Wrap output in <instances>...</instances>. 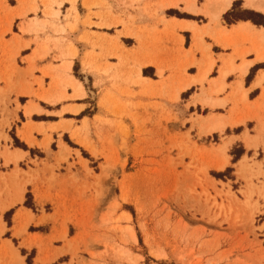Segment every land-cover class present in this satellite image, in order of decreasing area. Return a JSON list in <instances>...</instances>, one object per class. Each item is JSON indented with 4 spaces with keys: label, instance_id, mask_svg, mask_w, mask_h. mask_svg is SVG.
I'll use <instances>...</instances> for the list:
<instances>
[{
    "label": "rangeland",
    "instance_id": "374dc122",
    "mask_svg": "<svg viewBox=\"0 0 264 264\" xmlns=\"http://www.w3.org/2000/svg\"><path fill=\"white\" fill-rule=\"evenodd\" d=\"M192 5L198 12H190ZM217 8L215 0H0V159L13 162L7 161L14 154L10 141L34 160H29L34 170L26 162L18 165L23 154L13 162L15 178L24 181L13 186L19 209L0 218V264H15L18 256L23 264L29 257L33 264H264V174L258 153L238 164L244 151H228L224 118L190 111L193 90L179 99V85L188 86L185 63L162 69L161 77L178 73L176 86L169 83L167 90L136 74L142 53L165 62V50L182 48L178 19L214 21ZM230 13L226 24L250 16L240 9ZM192 30L198 40L207 35ZM185 38L188 48L189 34ZM31 39L36 46L67 43L74 51L70 56L75 49L81 52L74 76L90 95V108L81 116L98 110L99 115L91 137L89 131L84 137L63 136L80 150L78 164L60 151L52 165L10 127L26 101L38 98L35 57L26 60V50L21 52ZM49 53L44 48L37 59ZM24 110L40 112L33 102ZM217 124L224 126L210 129ZM56 150L53 144L49 157ZM55 170L69 174L63 183L74 209L62 213L49 204L39 207L31 189L24 188L39 173L54 176ZM19 223L25 231L17 236Z\"/></svg>",
    "mask_w": 264,
    "mask_h": 264
},
{
    "label": "crops",
    "instance_id": "0c3cea01",
    "mask_svg": "<svg viewBox=\"0 0 264 264\" xmlns=\"http://www.w3.org/2000/svg\"><path fill=\"white\" fill-rule=\"evenodd\" d=\"M248 2L255 7L240 10L250 16L231 24H226L224 17L232 10L223 12L220 0H215L219 8L212 15L217 11H220V14L214 21L210 17H207L206 22L202 24L194 20L176 19L179 26L184 28H180L178 34L184 39L182 48L179 46L165 50L163 56L165 62L151 61L142 53V59L136 67V74L145 84L155 89H160L162 85H165L167 90L166 85L169 83L173 82L176 86L178 73L164 72L161 77L162 69L168 63H185L188 77L184 80L188 86L181 89L182 84L180 83L179 99H182L183 94L193 90L187 100L188 109L190 111L199 109L208 111V115L222 116L226 122L225 130L229 131L228 151L234 147L243 149L244 152L238 164L245 159L255 160V155L258 153L256 163L257 166L262 167L264 174V34L259 31V27L264 26V10L261 7L264 5V0H248ZM240 24H250L254 30L238 28L237 25ZM192 28H196L203 34L206 32L207 35H203L198 40L196 31ZM185 34H189L190 38L188 48L185 47ZM24 40L28 39L24 38ZM30 42L29 48L21 52L26 50L27 53L23 55L26 60L35 57L34 62L39 68L35 75L38 80L35 90L38 98L34 101L27 100L22 107L25 109L30 102H33L34 105H38L40 112L27 115L24 109H20L19 112L24 120L17 123L19 120V112H17L10 127L15 129L16 136L30 149H40L45 153L46 159L44 160L52 165L58 164L57 154L60 151L70 153L74 163L78 164L79 157L76 154L80 153V150L68 146L63 141V136L68 134L72 138V134H79L84 137L89 131L91 137L92 125L99 115L98 110L92 117L81 116L90 108V95L84 86L80 87V81L74 76V67L81 52L75 49V55L70 56V53L73 54L74 51L67 43L62 44L60 41L58 43L49 42V45L43 43L40 46L34 45L32 39ZM44 48L50 49L49 55L43 59H37L43 53ZM204 48H206L205 52H203ZM80 66L83 69L87 63H81ZM74 110L78 112H73ZM212 127L211 130L214 129ZM78 142L92 152L86 142L80 140ZM0 143L1 147H4V141ZM53 144L56 145L57 150L51 152L54 156L49 157ZM7 145L11 147V153H14L8 155L7 161L16 162L18 159L13 160L12 157L20 159V154H23L24 157L18 165L26 162L27 167L34 170V167L29 165V160L34 161L30 151L16 148L11 145L10 141ZM44 145H47L45 149L40 147ZM231 161L232 158L229 160L230 164ZM13 162L6 164L4 158L0 159V218L2 213L16 207L19 209L20 205L16 202L13 186L22 187L24 179L15 178V163ZM61 167L66 169L64 164H61ZM77 174L80 177L82 175L81 172ZM68 176L67 172L56 170L54 176L50 173L46 175L39 173L38 178L26 184L24 188L26 191L31 189L36 205L39 207L42 204H49L54 213H62L65 210L74 209L70 208L69 203L66 202L68 194L65 193L63 182ZM48 195L51 196L50 201L43 200L48 198Z\"/></svg>",
    "mask_w": 264,
    "mask_h": 264
},
{
    "label": "snow or ice",
    "instance_id": "6c2138e0",
    "mask_svg": "<svg viewBox=\"0 0 264 264\" xmlns=\"http://www.w3.org/2000/svg\"><path fill=\"white\" fill-rule=\"evenodd\" d=\"M221 6H222V11L227 12L229 9L232 10L233 13H235L239 9H250L255 7L252 3L248 2V0H220ZM262 10H264V5L261 6ZM225 19H227V16H225ZM236 19H246V17L243 16H238ZM238 28L241 29H247L248 31H253L252 25L248 24H240L237 25ZM235 30V29H233ZM259 31L261 34H264V26L259 27Z\"/></svg>",
    "mask_w": 264,
    "mask_h": 264
},
{
    "label": "bare ground",
    "instance_id": "6f19581e",
    "mask_svg": "<svg viewBox=\"0 0 264 264\" xmlns=\"http://www.w3.org/2000/svg\"><path fill=\"white\" fill-rule=\"evenodd\" d=\"M193 12V13H196L197 12V7H196V5H192L191 7H190V12ZM219 14H220V11H217V12H215V14L213 15V17L215 18V19H217L218 18V16H219ZM223 125V124H222ZM222 125L221 124H217V125H215V126H213L212 128H214V129H216V128H223L222 127ZM224 126V125H223ZM12 159L13 160H17V157H15V156H13L12 157ZM218 169H223V166L222 167H218ZM22 222V221H21ZM25 231V225H23V223H19V227H18V230H17V232H16V235L17 236H20V235H22L23 234V232ZM42 264H45L46 262L44 261V260H42V262H41ZM15 264H23V259H21L19 256L17 257V261H16V263Z\"/></svg>",
    "mask_w": 264,
    "mask_h": 264
},
{
    "label": "trees",
    "instance_id": "16d2710c",
    "mask_svg": "<svg viewBox=\"0 0 264 264\" xmlns=\"http://www.w3.org/2000/svg\"><path fill=\"white\" fill-rule=\"evenodd\" d=\"M226 16H227V19H228V17L231 16V13H230V14H227ZM227 19H226V20H227ZM240 20H244V19H239V20H238V19H234V21H240ZM253 22L256 23L255 21H253ZM230 24H231V23H230ZM27 264H33V263H32V258H31V257L28 258V262H27Z\"/></svg>",
    "mask_w": 264,
    "mask_h": 264
}]
</instances>
